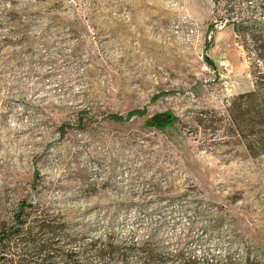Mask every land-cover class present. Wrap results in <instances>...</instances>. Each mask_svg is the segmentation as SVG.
I'll return each instance as SVG.
<instances>
[{
    "label": "rangeland",
    "instance_id": "374dc122",
    "mask_svg": "<svg viewBox=\"0 0 264 264\" xmlns=\"http://www.w3.org/2000/svg\"><path fill=\"white\" fill-rule=\"evenodd\" d=\"M263 1L0 0V232L23 207L88 264H264L252 59L218 22Z\"/></svg>",
    "mask_w": 264,
    "mask_h": 264
},
{
    "label": "trees",
    "instance_id": "16d2710c",
    "mask_svg": "<svg viewBox=\"0 0 264 264\" xmlns=\"http://www.w3.org/2000/svg\"><path fill=\"white\" fill-rule=\"evenodd\" d=\"M263 18H256L252 10L248 14L228 4L224 9V16L218 22L232 26L239 44L248 57L252 59L251 74L254 88L248 93L234 98L232 106L239 109L245 105L251 106L252 120L255 127L252 134H264V1L259 6ZM215 23L210 25L213 29ZM235 117V116H234ZM242 118L241 115L238 119ZM237 119V117H235ZM250 154L257 155L264 151V138L246 141ZM17 212L15 224L9 230L0 232V264H88L81 259L80 251L68 250L63 252L56 238L61 234V227L49 221H36L34 225H27L29 216L25 217L24 208ZM22 218V220H21ZM24 218V219H23ZM95 255L100 259L108 257L110 264H126V252L141 250L147 261L155 258L148 244L138 247L131 244H113L109 240L92 241L89 244ZM234 264V263H228ZM245 264H255L247 260Z\"/></svg>",
    "mask_w": 264,
    "mask_h": 264
}]
</instances>
